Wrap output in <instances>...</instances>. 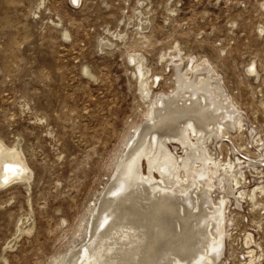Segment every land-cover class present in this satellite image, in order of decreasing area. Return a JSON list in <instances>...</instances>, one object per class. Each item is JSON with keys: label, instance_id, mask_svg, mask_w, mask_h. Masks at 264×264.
<instances>
[{"label": "rangeland", "instance_id": "obj_1", "mask_svg": "<svg viewBox=\"0 0 264 264\" xmlns=\"http://www.w3.org/2000/svg\"><path fill=\"white\" fill-rule=\"evenodd\" d=\"M138 22L148 39L134 31ZM120 31L117 46L101 41ZM176 43L181 51L167 54ZM138 48L164 78L177 56L187 55L182 68L209 59L220 91L231 96V116L243 119L249 140L258 139L246 149L233 140L231 156L247 159L248 168L264 150V0H0V140L17 145L30 170L27 179L0 184V264H65L88 241L119 162L154 118L125 51ZM208 63L199 73L210 72ZM156 77L150 87L163 94L171 83L158 86ZM140 170H147L144 158ZM234 210L220 264L245 261V231L264 250V208L241 201ZM25 216L31 231L14 239Z\"/></svg>", "mask_w": 264, "mask_h": 264}, {"label": "bare ground", "instance_id": "obj_2", "mask_svg": "<svg viewBox=\"0 0 264 264\" xmlns=\"http://www.w3.org/2000/svg\"><path fill=\"white\" fill-rule=\"evenodd\" d=\"M133 16L139 18L138 12ZM142 28L139 22L133 25L138 37L148 39ZM123 38L120 31L113 39L102 37L101 41L117 46ZM122 44L129 46L125 41ZM181 49L176 43L167 54ZM125 51L135 69V86L154 118L141 127L97 201L88 241L65 264H220L216 260L223 253L222 241L232 240L238 215L235 202L247 201L251 209L264 208V150L255 159L249 158L248 168L244 165L247 159L231 156L233 140L246 149V143L257 144L258 139L249 140L243 119L231 116V96L226 98L220 91L217 71L209 59L187 62L182 68L187 55L177 56L170 63L172 74L164 78L162 72L152 73L139 48ZM165 55L161 54V60ZM207 63L210 72L199 73ZM250 66L251 75L259 77L254 61ZM154 75L155 80L161 78L158 86L171 83L163 94L150 87ZM224 138L231 141L224 142ZM170 143L181 151L174 153ZM142 158L146 172L140 170ZM29 174L19 147L0 140V184L27 179ZM249 176L256 182L250 184ZM26 220L29 217L21 219L14 239L17 234L30 233L32 223ZM251 221L257 227L260 224L258 219ZM243 237L246 259L241 264H258L264 258L261 242L254 241L248 231Z\"/></svg>", "mask_w": 264, "mask_h": 264}]
</instances>
